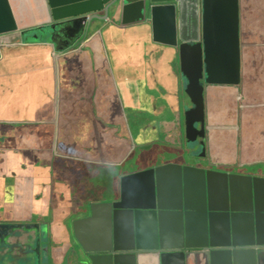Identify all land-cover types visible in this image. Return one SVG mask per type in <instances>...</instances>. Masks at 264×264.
Here are the masks:
<instances>
[{
	"label": "water",
	"instance_id": "95a60500",
	"mask_svg": "<svg viewBox=\"0 0 264 264\" xmlns=\"http://www.w3.org/2000/svg\"><path fill=\"white\" fill-rule=\"evenodd\" d=\"M240 1L0 0V51L40 33L39 44L53 51L57 76L71 64L80 66V53L93 61L96 50L111 69L110 38L117 30L145 36L140 44L143 65L162 47L173 51L168 65L174 92L160 87L180 144L161 152L152 167L123 175L118 193L84 202L64 220V255L73 253L76 264H193L199 257L203 264L264 261V68L260 92L250 94L241 111L226 112L232 124L211 125L206 109V86L240 85L244 44L264 47V10L253 21L258 20L260 29H251L246 42ZM11 6L21 20L34 18L36 24L21 27ZM132 49L137 52L138 47ZM138 115L132 121L151 117ZM151 122L159 124L160 118ZM215 137L228 146L226 154L237 155L236 163L218 162ZM193 218L198 221V246L190 245L188 223ZM169 224L171 235L166 233ZM1 227L10 229L7 238L18 233L17 247L26 264H42L36 251L46 226ZM3 237L0 231V245L5 246ZM245 238L249 243L240 244ZM33 244L37 249H31Z\"/></svg>",
	"mask_w": 264,
	"mask_h": 264
},
{
	"label": "crops",
	"instance_id": "0c3cea01",
	"mask_svg": "<svg viewBox=\"0 0 264 264\" xmlns=\"http://www.w3.org/2000/svg\"><path fill=\"white\" fill-rule=\"evenodd\" d=\"M251 3L257 7L253 11V15L249 16H254L249 21L250 25L259 16L258 14L264 10V0H251ZM2 20L5 19L2 18ZM24 24L34 25L36 24V20L27 17ZM33 27L35 28L37 26ZM37 34L36 38H30L24 44L6 46L0 51V125L4 124L17 129L18 127L22 128L25 124H33L40 125L46 131L52 129L53 126L55 128L56 123L61 131V112L67 114L70 112L71 103L76 102V109L81 110L76 113L80 112L83 115L81 123L85 127V132L90 133V137L86 133L85 135L89 140V144L96 150L99 147V143L94 139L98 136L100 130L101 120L98 118L100 116L99 114L105 111L108 114L113 111L116 116L120 115L121 117L124 114V109L131 110L129 112L134 113V115L150 114V111L154 109V103L150 100V97L157 98V92L155 91L157 89L152 86L154 82L153 78L160 81V77L163 74L161 71L153 73L145 70L143 65L144 57L142 59L143 51L140 49V44H143V41L146 40L145 36L137 35L130 37V34H124L117 30L110 38L113 42L110 46L112 59L111 69L103 63L104 59H101L99 50H96L93 61H91L88 53H80L82 64L80 66L77 63L71 64L68 68L60 71V75L57 76L53 51L49 47L39 44L43 40L39 38L40 33ZM251 38V35H249V40ZM132 45L138 47V50L136 49L137 52L133 51ZM160 49V52L152 56L151 63L155 67H157L158 63H165L169 69L168 63L170 58H172L173 51L169 50L168 52L163 47ZM247 52V54L245 53L246 60L257 65V67L263 66L264 47H248ZM168 86L167 88H169L171 93L174 92L173 83H169ZM124 94L129 95L126 96V99L132 101L124 102ZM260 96L263 98L262 93ZM226 105L228 107L220 106L216 112H208L210 120L213 122L211 125L216 124L221 127L232 124L225 117L226 112L231 109L229 104ZM85 117L87 120L84 119ZM63 122L66 123L65 121ZM42 139H44V136L40 140ZM21 140L22 135L20 139V136L16 134L4 133L0 130V144L2 145V149H7L8 151V153L5 152L4 154L7 153V157L13 156L16 165L19 162L21 164L20 154L15 150L13 155L11 151L14 147L15 149L16 147L19 148L17 144ZM69 140L70 137H67V135L63 136L61 141L59 140L58 147L69 148ZM226 148L228 146L223 145L222 142L217 143L215 137V147L213 149L217 150V154H219L217 158L221 157L218 162L223 163L228 161L230 163H236V155L226 154ZM213 155L215 156V153ZM214 159L216 160V157ZM88 163L91 162L88 161ZM108 163L115 164L116 160L104 161V164ZM5 169L7 170V168ZM39 172L36 173V176L40 178L41 182L45 181L52 184L51 167L46 165ZM3 173L2 175L5 176L10 175L5 171ZM16 173H19V171H16ZM61 174L63 182L57 183L55 202L53 190L49 188L50 190L45 193L47 198L41 193V196L37 197V201H35L33 206L35 211L44 213L47 210V203L51 201V212L54 215L53 224L56 229L55 234L58 236V243L65 240V232L62 225L64 218L70 211L77 209V206L72 203L77 199V195L72 191L70 192L64 186L63 183L67 181L62 172ZM123 174L124 172H120L119 175L123 176ZM16 176L17 187L15 185L13 186V189L15 188L13 192L14 201L11 202V207L17 212H20L22 208L18 204L23 202L25 198H22L24 193L20 187L22 185L20 180L21 176L20 174ZM37 192L40 193V189H37ZM95 194H99L97 196L101 197L100 193L91 192L89 193V198L91 199L88 201H102L101 199L96 200ZM262 228L263 236L261 237V241L264 243V224ZM188 230L191 237L190 245H200L197 239L199 230L198 221L194 218L191 219L188 223ZM173 232L174 227L172 224H169L166 228V233L171 235ZM248 243L249 240L246 238L240 240V244L245 245ZM56 262L58 264H76L75 255L72 253L68 258V256L62 254L61 250ZM203 263L204 261L201 257L193 262V264Z\"/></svg>",
	"mask_w": 264,
	"mask_h": 264
},
{
	"label": "flooded vegetation",
	"instance_id": "af4514ba",
	"mask_svg": "<svg viewBox=\"0 0 264 264\" xmlns=\"http://www.w3.org/2000/svg\"><path fill=\"white\" fill-rule=\"evenodd\" d=\"M256 7V5L251 3V0L240 1V12L243 22V40L246 42L249 41L251 29L253 31L260 29V26L256 24L257 21L250 26L247 23L248 17L253 15V11ZM248 46V44H244L242 50L240 69L241 83L237 88L214 85L205 87L207 113L212 111L216 112L220 106L228 107L226 104H229L233 111H241V109L244 108L242 107L243 102H248V99H252L249 95L254 93L258 94L260 92L259 86L263 80L261 68H264V66L257 67V65L246 60L245 56L248 53ZM144 67L147 72L157 73L161 71L163 74V76L160 77V81L153 78L154 82L152 86H154L158 92L157 98L150 97V100L154 104L156 103L157 107L150 111V120L147 122V119L144 117L143 123H140L141 120L139 119L132 121L133 118H138L137 116L139 115L129 117L127 114H122L120 117V115L116 116L113 111L108 114H106V111L99 114L100 116H98V118L101 120V123L98 134L99 137L96 141L99 143L98 149L95 150L92 145L89 144L87 136L90 137V133L85 132L83 123H81L82 126L78 132L75 129L76 124L69 125L67 129L61 128V131H63L62 135L59 128H57L56 138L55 128L53 126L54 136L52 140H50V137L46 135V131L42 129L40 125L25 124V126L21 128V131H23L25 135L29 131V128L32 130L36 129L37 133L34 140L31 141L34 145L40 146V150H35V153H33L32 150H24V145H27L28 141L21 140L18 142L17 145L19 148L16 147L15 149L14 147L11 151L13 155L15 150L20 154L21 164L19 162L18 165H16L13 156H6L8 151L7 149H2V145L0 144V225L24 224L46 226L47 234L41 242L40 248L37 249L35 244L31 246V249H37L36 254L42 264H44L45 260L48 264H58L56 260L59 253L62 250V254L64 255L65 251L63 247L67 246L65 244H67L68 241L65 239L58 243V236L55 234L56 229L53 224L54 215L51 212V201L47 203V210L44 213L37 212L33 209L37 197L41 196V193L46 197L47 195H45V193L50 190L49 188L53 190L55 202L57 183L63 182L59 174L55 175V179L51 175L52 184L45 181L41 182L40 178L36 176V173H40L39 171L45 167L49 160H54L53 158H55L58 168L59 166H64L65 171L61 172L67 182L63 184L70 192L72 191L77 195V199L72 203L79 207L89 200V193L91 192L101 193V197H105L107 193H118L121 189L120 179L122 176L119 175L120 172H124L123 175H125L148 169L153 166L161 152H170L172 150L171 146H178L180 144L178 130L173 127L169 117H167L169 109L165 108V102L162 97L165 93H163L160 87L169 85L172 77L170 74L171 70L167 68L165 63H158L157 68L151 61L145 63ZM123 96L125 97L123 99L124 102L132 101L126 99V96L129 95L124 94ZM101 102L103 101L101 100ZM73 111L75 113L74 115H78L81 118L80 120H83V115L80 112L76 113L81 110H75L74 108ZM155 116L160 118L159 124L151 122L155 119ZM208 118L209 123L213 124L210 120L209 113ZM123 124L127 127H124ZM14 131L17 132L16 130ZM13 133L14 132L11 134ZM66 135L70 137L68 141L69 148L58 147V143L63 136ZM42 136H44V139L40 140ZM5 152L7 153L4 154ZM106 160H116V163L104 164ZM244 160L245 159L242 158V161ZM88 161L91 163H88ZM23 165H25V168H23ZM5 168H7V170ZM69 170H71V172H69ZM4 171L10 175H2ZM16 171H19V173H16ZM17 174L21 176L20 180L22 185L20 187L22 189L21 191L24 193L22 198H25L23 202L18 204L19 207L22 208L20 212H17L11 207V202L14 201L13 192L15 188L13 189V186L15 185L17 187ZM37 189H40V193L37 192ZM84 196H88V198L86 199ZM73 212L74 210L70 211L64 220L66 221ZM64 223L63 221L62 225ZM33 229L36 228L33 227ZM9 230L10 229L3 227L0 228V231L5 232V237L1 240L5 246L0 245V264H26L21 249L19 250L17 247L18 233H14L10 238H7L6 233H8ZM31 254H33V252H31Z\"/></svg>",
	"mask_w": 264,
	"mask_h": 264
},
{
	"label": "rangeland",
	"instance_id": "374dc122",
	"mask_svg": "<svg viewBox=\"0 0 264 264\" xmlns=\"http://www.w3.org/2000/svg\"><path fill=\"white\" fill-rule=\"evenodd\" d=\"M12 1V0H11ZM12 7V12H13V15L17 21V23L22 27L24 26L25 24V21H26V18L25 20H21V16L19 14L18 11H16V9ZM76 105V102H72L70 107V112H68L67 114H65L64 112H61V128H66L69 126V125H72V124H76V127L75 129L77 130V132L80 130L82 124H81V118L78 116V115H74V111H73V108L75 107ZM75 110H76V107H75ZM76 112V111H75ZM85 120L86 117L84 118ZM63 121H65L66 123H64ZM57 124L55 123V138H56V134H57ZM0 130L3 131L4 133H12L14 130H16L17 132L14 131L13 134H16L18 136H20V139H21V135H22V140H25V141H28L27 145H24V150H32L33 153H35V150H40V146L38 145H34V143L31 141V140H34V137L37 133L36 129L32 130L31 128H29V131L27 132V134L25 135L23 133V131H21V127H18L17 129L13 128V127H10V126H7V125H0ZM46 135L50 137V140L53 139V136H54V132H53V128L52 129H49V130H46ZM61 135H62V132H61ZM54 160H49L46 165H48L49 167H51L52 169V176L54 177L55 179V175L59 174V176H61V171H65L64 170V166H59V168L56 166V162H55V158H53ZM45 165V166H46ZM23 168H25V165H23ZM69 172H71V170H69ZM101 194V193H100ZM97 195L99 194H95V199L96 200H100V199H103V197H98ZM84 198H88V196H84ZM91 199V198H89Z\"/></svg>",
	"mask_w": 264,
	"mask_h": 264
},
{
	"label": "bare ground",
	"instance_id": "6f19581e",
	"mask_svg": "<svg viewBox=\"0 0 264 264\" xmlns=\"http://www.w3.org/2000/svg\"><path fill=\"white\" fill-rule=\"evenodd\" d=\"M262 264H264V261L262 262Z\"/></svg>",
	"mask_w": 264,
	"mask_h": 264
}]
</instances>
